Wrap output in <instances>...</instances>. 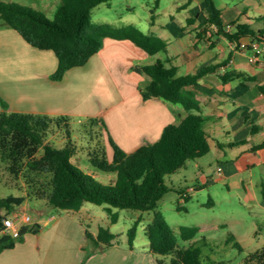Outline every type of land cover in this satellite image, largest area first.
<instances>
[{
	"label": "trees",
	"instance_id": "trees-1",
	"mask_svg": "<svg viewBox=\"0 0 264 264\" xmlns=\"http://www.w3.org/2000/svg\"><path fill=\"white\" fill-rule=\"evenodd\" d=\"M110 1L61 0L54 19H51L32 6L0 0V21L18 31L32 46L54 51L58 67L51 75L53 80H62L70 69L86 65L102 49L108 37L130 40L150 55L167 51L168 42L164 38L145 34L133 24L118 28L107 23H94L93 8ZM203 1L212 11L208 12L206 21L195 28L197 39H206L210 47H214L221 38L230 43L240 42L245 36H249L252 42L264 41V30H255L250 24L241 22V18L229 23L232 28L227 29L222 10L216 7L214 0ZM192 2L189 0L186 5ZM197 18L198 14L190 17L188 24L192 25ZM256 20L264 21V15ZM222 65L220 62L211 63L197 72L185 75H179L176 68L166 66L161 60L133 66L134 71L150 78L149 84L140 88L144 100L160 98L181 104L186 114L179 123L167 125L159 140L142 145L133 152L122 149L111 136L112 159L108 158L102 148L89 151V159L95 167L117 174L109 184L96 180L93 175L72 163L78 146L72 138L70 117L67 115L0 110V161L6 163V169L11 175L24 179L34 197L46 199L54 209L74 213L86 202L105 205L111 223L118 219L113 208L155 211L152 221L146 227V235L150 251L158 256L157 264H203L200 249L181 248L173 228L156 209L161 198L174 189L167 184L166 176L185 167L189 159L201 158L212 149L205 129L206 119L202 116L201 102L193 88L205 76L218 72ZM220 79L225 83L235 79L250 80L244 73L235 71L225 72L220 75ZM0 102L7 107L1 97ZM90 121L93 125L106 127L100 117ZM62 124L66 126L67 141L64 147L59 148L48 141L47 136L52 126ZM257 129L253 127V134ZM248 142L241 141L232 145ZM217 146L222 147V144L217 141ZM262 147L264 143L254 148ZM180 193L185 200L191 198L189 193L181 190ZM25 199L23 196L0 197V210L6 211L5 214L0 213V253L14 248L18 241H23L28 231L39 233L41 230L39 224L30 228L23 226L17 237L7 231L4 219L17 206L22 205ZM140 219L128 230V244L131 247L134 246ZM203 229L182 227V238L190 240ZM86 236L93 248H108L119 243V234L111 232L109 227H100L97 234L87 228ZM159 256H170V259H160ZM246 260L250 264H264V245L250 253Z\"/></svg>",
	"mask_w": 264,
	"mask_h": 264
},
{
	"label": "crops",
	"instance_id": "crops-1",
	"mask_svg": "<svg viewBox=\"0 0 264 264\" xmlns=\"http://www.w3.org/2000/svg\"><path fill=\"white\" fill-rule=\"evenodd\" d=\"M201 5L207 8L203 0ZM234 12L235 16L230 12L225 16L222 11L225 24L242 15L248 21L264 15L253 17L245 11ZM196 14V23L178 31L176 44L162 37L168 42L164 61L168 67L176 68L179 75L197 72L215 62L224 64L193 89L201 102L212 148H219L226 157L220 174L230 190L240 194L251 205L254 215L264 222V147L254 148L264 143V63H252L250 51L237 50L226 39H219L214 47L206 39H197L195 28L207 17L199 11ZM245 19L241 18V22L247 23ZM259 29L264 30H255ZM242 40L251 38L245 36ZM262 50L264 58L263 47ZM158 54L148 57L130 40L108 37L86 65L70 69L62 80H53L51 75L58 67L54 51L32 46L18 31L0 21V97L7 103L4 107L0 102V110L67 115L70 123L75 117H100L106 127H102L96 148L104 149L111 159V136L122 149L133 152L159 140L167 125L179 123L186 114L181 104L142 98L140 88L147 86L150 79L134 71L133 66L156 63L161 60L156 57ZM181 69L186 72L180 73ZM228 71L242 72L250 80L225 83L220 75ZM254 126L258 127L255 134ZM217 141L222 147L217 146ZM241 141L249 142L232 145ZM84 206L78 212L52 215L44 226L40 221L34 222L40 225V232L27 233L23 242L3 250L0 264H157L158 256L150 251V243L140 250L135 242L133 247L123 243L93 248L87 241L85 224L75 217ZM89 211L87 216L91 217Z\"/></svg>",
	"mask_w": 264,
	"mask_h": 264
},
{
	"label": "rangeland",
	"instance_id": "rangeland-1",
	"mask_svg": "<svg viewBox=\"0 0 264 264\" xmlns=\"http://www.w3.org/2000/svg\"><path fill=\"white\" fill-rule=\"evenodd\" d=\"M16 1L43 11L51 19H54L55 11L61 4V0ZM188 1L111 0L93 8L92 21L96 24L107 23L118 28L133 24L145 34L167 37L173 44H176L179 40L177 33L180 28L191 26L188 24L190 17L195 16L197 11L207 17L209 12L204 5H201L202 0H193L192 3L186 5ZM214 2L225 16L228 15V12L235 16L234 11L241 13L245 11L253 17L264 13V6L261 4L264 3V0H214ZM241 18L245 19V16L242 15ZM196 21L198 18L195 23ZM245 21L255 29L264 28L263 21H248L247 19ZM156 57L169 66L164 61L165 54L163 52ZM156 57L153 58L154 61H156ZM179 72L186 71L181 69ZM145 77L150 79L147 75ZM203 108L204 111L207 110L205 107ZM205 128L207 129V126ZM71 129L72 138L78 146V152L73 157L72 163L84 172L93 175L96 180L109 184L117 174L98 169L89 159V151H93L97 147L100 132L103 131L102 126L100 124L93 125L87 117H81V119L75 117L71 123ZM47 139L56 147H64L67 141L66 126L64 124L52 126ZM217 140L223 139L217 137ZM109 149L112 159L113 148L110 146ZM230 156L232 155L230 154ZM225 160L226 157L222 151L215 147L201 158L189 159L185 167L176 173L167 175L166 182L174 189L161 198L156 211L165 216L173 228L181 248L197 247L200 249L203 264H250L246 260L247 256L264 245V222L262 218L254 215L251 205L246 203L240 194L230 190L223 175L218 172V168L224 166ZM196 187L200 188L195 190ZM180 190L189 193L191 198L189 200L182 198ZM8 196L26 198L22 205L17 206L15 211L8 215L21 226L30 228L35 225L36 221H40L44 226L50 216H59L64 212L50 207L46 199L34 197L24 179L11 175L6 169V163L0 161V197ZM87 211L91 213V217L87 216ZM18 212L20 216L17 219L15 213ZM0 213L5 214L6 211L0 210ZM113 213L118 214L115 223H111L105 205L86 202L83 212L76 213L75 217L85 224L86 230L89 228L95 233H98L100 227H109L111 232L119 234L117 238L119 243H115V245L128 243L129 228L137 219L141 218L135 245L139 250L144 247L148 248L149 239L146 235V227L152 221L155 211L113 208ZM26 216H30L31 222L24 220ZM182 227H202L204 229L198 232L194 238L185 240L181 235ZM27 233L28 235L30 233L37 234L33 231ZM87 241L90 244L88 239ZM159 257L170 259V256Z\"/></svg>",
	"mask_w": 264,
	"mask_h": 264
},
{
	"label": "built area",
	"instance_id": "built-area-1",
	"mask_svg": "<svg viewBox=\"0 0 264 264\" xmlns=\"http://www.w3.org/2000/svg\"><path fill=\"white\" fill-rule=\"evenodd\" d=\"M232 25L228 24L227 25V29H231ZM231 45L237 49V50H241V51H250V61L252 63H264V58H262V47L264 48V41H254L252 42L250 41H240V42H234L231 43ZM251 46V48H250ZM218 172L221 173L222 172V168L219 167L218 168ZM17 219L19 218L20 214L15 213ZM24 220L26 222H31V218L30 216H26L24 217ZM4 225L7 229V231L9 233H11L14 237H17L20 234V231L22 229L23 226L19 225L16 220L11 219L10 217H7L4 219Z\"/></svg>",
	"mask_w": 264,
	"mask_h": 264
}]
</instances>
